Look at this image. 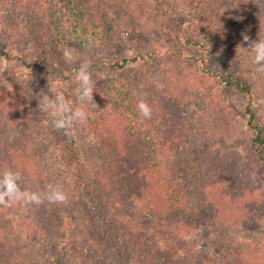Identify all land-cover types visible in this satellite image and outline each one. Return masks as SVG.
Segmentation results:
<instances>
[{
    "label": "trees",
    "instance_id": "16d2710c",
    "mask_svg": "<svg viewBox=\"0 0 264 264\" xmlns=\"http://www.w3.org/2000/svg\"><path fill=\"white\" fill-rule=\"evenodd\" d=\"M103 1L4 0V3L10 5L12 9L30 15L27 17L28 30L20 37L11 35L14 27L11 28L10 22L7 23L5 33L1 34L4 37L0 36V56L6 61L21 66L22 72L15 73L16 76L20 75L25 80L35 78L36 97L42 91L47 93L49 86L56 87L58 83L63 85V90H66L71 69H66L58 63L56 52L66 48L71 40L82 47H90L94 44L97 46L100 43L104 44L113 37L107 35L106 30H109L112 23L100 6ZM236 2V13L222 25L225 29L221 33V47L216 65L209 67L208 62L202 57L193 55L195 57L193 59L204 64L201 69L203 73L216 77L223 90L230 88L244 96L245 123L251 136L247 135L241 143L252 161L258 163L257 172H259L264 171V156L261 153L264 148V132L256 117L251 85L244 76L242 68L236 64H239V61L235 44L242 36H250L256 31L258 34L264 33V0ZM156 3L157 6H153L151 10L148 6L140 8L136 5V12L151 19L153 12H158V8H161L163 18L175 21L170 0H156ZM5 4L1 2L0 8ZM9 10L10 8H6V11ZM197 15L198 11L193 12V18H190L189 14L183 15L182 19L178 20L180 24L176 22V26L184 45L189 48L198 46L205 52V45L193 36V30L190 29L194 27ZM134 20V18L119 20V30L124 32L126 24L134 25ZM188 27L189 34L185 32ZM123 32L118 33V36L127 40V34ZM88 38H91V45L88 44ZM18 46L25 47V51H20ZM179 54L185 59L190 58L187 54ZM156 56L159 57V50L143 51L138 48L134 53L111 61L109 66L123 71ZM46 68L48 69L46 73L41 77H35L38 72H43ZM187 74L166 69L159 75L157 82L153 81L159 93L156 102L148 101L153 111L156 110L154 118L151 119L140 120L141 116L136 107L138 101L130 88L124 90L117 85L102 87L101 93L108 97L105 98V103L110 105L113 111L118 112L119 118L107 124L105 119L99 118L97 108L93 105L89 106L88 120L93 122L92 120L97 118L92 127L95 130L93 136H97L95 137L97 146L104 147L105 141H110L108 143L110 156H105L99 170L105 173L109 171L115 178L114 183L112 185L110 183L109 187L113 188L117 183L121 185V191H115V194L122 196V201H125L123 197L126 195L128 199L134 198L140 209H145V213L153 218L163 217L162 211H164L181 231L191 233L198 224L203 225L216 218L246 225L244 220L248 213L250 216L263 213L264 196L263 188L250 179L251 173L248 170L251 169V164L249 165L247 160L243 161L238 153L228 152L217 161H210L204 172L200 174V182L195 178L207 209V214L201 219L192 206V200L195 198L190 199L193 188L188 189L181 179L184 167H181L180 161L176 158L178 150L184 146L195 147L201 138L206 137L208 127H204V122L207 113L210 114V100L208 97V102L203 100V96ZM218 101L217 105L221 106ZM73 102L78 106L76 97ZM22 104L25 112H20L19 116L14 115L13 118L8 119L5 112L0 113V175L6 169L19 170L23 177L22 187L41 193L48 191L47 173L43 169L42 157H40L45 149L43 150L42 146L40 148L38 143L32 145L31 141L25 139L23 134L26 135V132L22 130L29 131L30 136L34 129L36 131L37 129L19 127L24 124L25 118L34 120V116L37 115L38 119L47 122L43 129L44 134L53 142L64 166L79 184H84L86 166L82 150L73 133L74 129L70 135H65L63 130L52 127L50 118L38 110V101L32 103L34 107ZM127 111L132 117L136 116L133 125L129 124L132 117H128ZM10 121L14 122L15 127L3 126L5 122ZM37 135L39 136L40 133ZM188 160L193 159L188 158ZM192 168L195 167L191 166ZM196 173L199 176L200 172L196 171ZM102 188L107 189L106 185ZM93 190L98 198L97 200L94 198L93 202L98 204L104 198L103 191L98 186ZM55 206L57 204H50L47 200L40 205L10 202L7 206H0V264H90L85 261L84 248L69 235L60 237V240H52L48 228L43 229L45 227L43 220L46 216L49 217V225L53 224L52 218H56V214L58 217ZM158 211L159 215L156 214ZM16 222H20L31 239L16 230ZM126 238L130 240L129 251L135 253L139 262L147 264L148 254L152 250L147 239L141 236L140 243L137 244L134 243V238L128 235ZM9 248L13 253L8 252ZM169 252L167 263L184 264L178 260L179 257L172 250ZM194 255L197 256V261L192 264H214L212 257L204 250ZM125 257V252H122L121 258ZM232 259L234 264H264V245L247 246L236 250ZM128 261L132 263L131 259Z\"/></svg>",
    "mask_w": 264,
    "mask_h": 264
},
{
    "label": "rangeland",
    "instance_id": "374dc122",
    "mask_svg": "<svg viewBox=\"0 0 264 264\" xmlns=\"http://www.w3.org/2000/svg\"><path fill=\"white\" fill-rule=\"evenodd\" d=\"M236 1L170 0L171 12L175 21H169L161 16L163 15L161 8H158V12H153L151 19L138 15L140 13L136 12V5L140 8L148 6L151 10L153 6H157L156 0H104L100 6L112 23L106 31L107 35L113 37H110L109 41L104 44L100 43L98 46L94 44L90 47H82L71 40L66 48L56 52L58 63L66 69H71V77L64 93L72 101L75 99L74 93L78 87L75 73L79 64L84 61L90 63L94 83L93 99L96 104L93 106L97 108L99 118L105 119L107 124H111L114 120L117 121L119 116L118 112L113 111L112 107L105 103V98L108 97L101 93L102 87L117 85L124 90L130 88L134 91L137 101L143 98L147 102H156L159 91L156 90L153 81L157 82L164 70L171 69L182 74L188 73L193 85L203 96V100L207 101V97L210 100V114L207 113L204 122V127H208L206 137L201 138L195 147H181L176 155L181 167H184L181 179L188 189L193 188L190 199L195 198L192 200V206L196 209L199 219L207 214V209L203 204V197L196 181L200 182V174L204 172L210 161H217L228 152L234 151L243 161H249L248 164L252 166L248 170L251 173L250 179L263 188L264 196V171L257 172L258 163L252 161L245 146L241 143L247 135L251 136L245 123L244 96L230 88L223 90L216 77L203 73L201 69L204 64L193 59L194 56L202 57L208 62L209 67L216 65L221 47V33L225 29L222 25L226 24L230 16L236 13ZM1 2L5 4L4 0H0ZM6 8L10 10L6 11ZM195 9L198 15L194 27L190 29L193 30V36L205 45V52L201 47L191 46L189 48L184 45L176 26V22L182 19L183 15L189 14L190 18H193ZM29 15L27 12L12 9L8 4L2 6L0 8L1 38L4 37L1 34L5 33L8 22L11 28L14 27L11 31L12 36L20 37L24 34L29 27L27 21ZM132 18L135 19L134 25L126 24L124 32L120 31L118 21ZM188 29L189 27L185 29V32L189 34ZM120 32L127 34V40L120 39L118 36ZM247 36L250 40H258L259 36L264 38V33L258 34L256 31ZM243 37L235 44L239 61V64H236L242 68L244 76L251 85L256 117L264 132V73L255 71V65L252 62L253 54L247 50L248 43ZM91 43V38H88V44L91 45ZM138 48L143 51L159 50V57L156 56L145 63H139L136 67H129L123 71L109 66L111 61L134 53ZM18 49L25 51L23 46H18ZM179 53L187 54L190 58L185 59ZM21 69L20 65L6 61L0 56V113L5 112L8 119L13 118L14 115L19 116L20 112H25L22 109V103L34 107L32 103L38 101L34 93L35 78L25 80L20 75L16 76L15 73L22 72ZM46 70L48 69L38 72L35 77H41L47 72ZM216 99L220 101L221 106L217 105ZM127 113L128 117H132L130 112L127 111ZM155 113L156 110L153 111L152 118ZM96 119L94 118L93 122L87 120L85 124L76 125L73 131L82 150L86 166L84 184H79L73 178L60 159V154L53 142L46 138L43 129L47 122L44 119H38L37 115L34 116V120L27 117L24 124L19 126L34 127L37 131L39 130L37 132L34 129L32 135L29 136L30 132L22 129L26 132V135L23 134L26 140L31 141L32 145L40 144L39 147L45 149L40 157H42L43 169L47 173L48 188L59 185L68 195L67 203L55 206L58 210V217L56 214V218H52L54 219L53 224H48L50 221L48 216L43 220V225L45 224L43 229L48 228L52 240H60L63 236L69 235L84 248L85 261L90 264H130L128 259L132 260L131 264H142L137 260L135 253L129 251L130 240H127L126 235L134 238V243L137 242V244L140 243L141 236L147 239L152 249L148 254L147 264H169L167 257L170 250L184 264L195 263L197 256L194 254L203 252V250L212 257L214 264H234L232 255H235L236 250L247 246L262 247L264 245V211L262 214L252 216L248 213L244 220L246 225H238L216 218L203 225L198 224L195 230L189 233L177 229L164 211H162L164 218L159 216L153 218L145 213V209H142L143 211L140 209L134 198L129 197L128 199L126 195L123 197L125 201H122V196L115 194V191H121V185L117 183L113 188L109 187L114 183L115 178L109 171L105 173L99 170L105 156H110V145L108 144L110 141H105L104 147L97 146L95 138L97 136H93L95 130L92 128ZM135 119L136 116L130 118L129 124L133 125ZM140 120L143 118L140 117ZM3 126L15 127L13 121L5 122ZM261 153L264 156V148ZM188 158L195 161L188 160ZM191 166L195 168L191 169ZM195 170L200 172L199 176ZM104 185L107 188L105 190L102 188ZM95 186L103 191L104 198L98 204L93 202L94 198L98 199L93 190ZM156 214L159 215V211ZM15 228L26 238L31 239L20 222H16ZM42 232L43 230L41 234ZM10 248L13 249V247ZM10 248L8 252L13 253ZM122 252H125V258H121Z\"/></svg>",
    "mask_w": 264,
    "mask_h": 264
},
{
    "label": "clouds",
    "instance_id": "9594fccd",
    "mask_svg": "<svg viewBox=\"0 0 264 264\" xmlns=\"http://www.w3.org/2000/svg\"><path fill=\"white\" fill-rule=\"evenodd\" d=\"M244 41L248 43L247 50L253 54L255 71L264 73V38L259 36L258 40H250L245 35ZM71 59V57H69ZM78 87L75 89L77 104L65 96L63 85L48 88V92L38 94V110L50 118L52 127L63 130L65 135H70L76 125H82L90 117L89 106L96 105L93 99L94 83L90 71V63L81 62L75 73ZM140 116L151 119L153 109L143 98L136 105ZM23 177L19 170L6 169L0 175V206H7L10 202L23 205H40L45 200L50 204H64L68 201L67 193L59 186L50 187L47 192L31 191L22 187Z\"/></svg>",
    "mask_w": 264,
    "mask_h": 264
}]
</instances>
